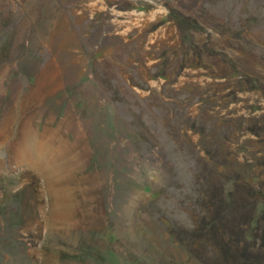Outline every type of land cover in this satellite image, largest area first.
Listing matches in <instances>:
<instances>
[{
    "label": "rangeland",
    "instance_id": "374dc122",
    "mask_svg": "<svg viewBox=\"0 0 264 264\" xmlns=\"http://www.w3.org/2000/svg\"><path fill=\"white\" fill-rule=\"evenodd\" d=\"M264 264V0H0V264Z\"/></svg>",
    "mask_w": 264,
    "mask_h": 264
},
{
    "label": "trees",
    "instance_id": "16d2710c",
    "mask_svg": "<svg viewBox=\"0 0 264 264\" xmlns=\"http://www.w3.org/2000/svg\"><path fill=\"white\" fill-rule=\"evenodd\" d=\"M240 264H261V263H258V262H253L249 259H243L240 261Z\"/></svg>",
    "mask_w": 264,
    "mask_h": 264
}]
</instances>
